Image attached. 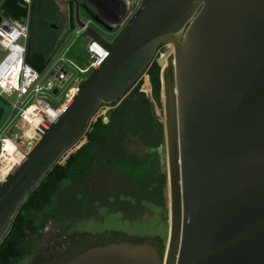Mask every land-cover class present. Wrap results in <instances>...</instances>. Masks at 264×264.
<instances>
[{
  "label": "water",
  "instance_id": "1",
  "mask_svg": "<svg viewBox=\"0 0 264 264\" xmlns=\"http://www.w3.org/2000/svg\"><path fill=\"white\" fill-rule=\"evenodd\" d=\"M79 9L76 2L75 21L84 26ZM87 33L110 56L80 82L61 118L0 185V244L102 105L124 100L158 48L172 44L167 254L150 242L125 240L65 264H264V0H141L112 41L94 27ZM4 112L0 106V121Z\"/></svg>",
  "mask_w": 264,
  "mask_h": 264
},
{
  "label": "trees",
  "instance_id": "2",
  "mask_svg": "<svg viewBox=\"0 0 264 264\" xmlns=\"http://www.w3.org/2000/svg\"><path fill=\"white\" fill-rule=\"evenodd\" d=\"M53 8L38 13V20L32 21L39 50H35L32 43L28 45L26 60L40 71L53 58L51 54L47 55V51L55 52L65 38H61L60 29L51 27V24L57 23L51 18ZM0 12L19 21H25L28 16V9L21 0H0ZM91 14L94 15L93 12ZM46 18L50 22H44ZM149 72L154 99L162 105L160 67L154 63ZM137 84L122 105L112 112L110 123L106 125L98 119L85 134L87 143L74 151L65 165L56 164L23 203L10 231L0 244V264H11L21 256L23 230H35L28 216L48 208L53 199L59 196L64 183L68 184L65 200L69 213L78 211L82 212L81 215L90 216L79 208L83 202L86 203L84 210L97 203L102 208L110 209L121 202L126 207L124 210H141L133 215L135 219L144 215L145 203L167 208L168 171L164 126L153 113V103L146 94L140 92ZM130 136L142 141L147 149L145 157L128 154L125 143ZM111 183L113 187H109ZM77 197L81 198V205ZM88 203L91 205L88 206ZM104 236L98 235L95 239L99 241Z\"/></svg>",
  "mask_w": 264,
  "mask_h": 264
},
{
  "label": "rangeland",
  "instance_id": "3",
  "mask_svg": "<svg viewBox=\"0 0 264 264\" xmlns=\"http://www.w3.org/2000/svg\"><path fill=\"white\" fill-rule=\"evenodd\" d=\"M76 2L80 5V19L85 22L90 19L94 20V16L84 6H90V2H85L84 0H76ZM76 2L73 4L74 21L76 20ZM67 3L69 2L66 0H34L31 8H27L31 20V36L29 45L32 43L35 50H39V41L37 39L36 32L34 33L32 21L38 20V13L48 11L55 5L59 8L60 12L58 15L60 17L56 14L55 16L51 15V18H55L57 20V25L61 28H64L65 21L72 17L70 6L68 7ZM94 9L95 11H93L96 14L97 9ZM92 27H94L96 30L98 29V27L94 24H92ZM102 33L103 36L109 41H112L115 37V35L111 33ZM67 37L69 39L72 37V30L65 34V39ZM81 45V42L77 43L74 46L72 52L69 54V57L80 66H84L87 62V58ZM47 52H49L47 55H50L51 51ZM6 55L7 51L3 48H0V63L3 61ZM56 55H58V53ZM160 61L163 62L161 63V66L159 65ZM174 61V46L172 44L161 45L156 52L153 64L157 63L161 71L160 81L161 87L163 88H161L162 105L156 103L153 96V87L149 72L150 68L145 72V74H143L137 84V86H140V92L146 94L148 99L153 103V113L164 126V152L167 159L168 171V191L166 202L167 208L164 209L154 204L145 203L143 208L144 215H142V217L139 219H135L133 215L141 212V210H124L126 207L121 202L118 206L114 203L115 205L113 204L114 206L112 208L110 207V209L102 208L99 203L96 204L97 208L96 206H92L88 203V206H91L86 210H84L86 208V203L83 202V205L79 208L83 210V213L84 211L89 213L90 216L81 215L82 212L79 213L78 211H72L69 213L67 211V202L65 200L68 184L64 183L60 188L59 196L53 199L52 204L48 208H46L43 212L33 213L28 216V219L32 220L35 230L31 231L27 228L23 230L24 240L22 241L21 256L17 260H14L11 264H63L69 259L67 254L72 248H74L76 240H83L89 236L96 237L97 235L105 236L101 239L102 241H98L96 239L95 241L93 240L94 243L89 246V249L106 244L122 242L125 240H133L136 242H150L153 245L162 248L165 251V255L167 254V250L171 241L172 217L169 183V145L167 130L168 108L166 79L167 75L169 74L171 76L172 83L175 85ZM90 74L91 73L81 75L80 77L82 79H86ZM13 100L14 98L11 97L10 101L12 102ZM124 100L108 105L103 104L95 117L92 119L89 128L94 123H96L98 119H101L104 124L108 125L111 121L112 112L118 109ZM62 101L63 98H60L59 102H57L58 105L62 103ZM0 106L5 109L6 114L10 112V104L5 102L2 98H0ZM86 143L87 137L85 135L78 143L77 147L65 153L58 163L65 165L66 160L70 157V155ZM125 145V147L128 149V154L130 155L139 156L141 158L147 155V149L143 145L142 141H140L136 136H130ZM112 184L113 183L109 184V187H113L111 186ZM77 199L79 200V205H81V198L77 197ZM113 210L115 211L112 212ZM23 214H25V212H23Z\"/></svg>",
  "mask_w": 264,
  "mask_h": 264
},
{
  "label": "built area",
  "instance_id": "4",
  "mask_svg": "<svg viewBox=\"0 0 264 264\" xmlns=\"http://www.w3.org/2000/svg\"><path fill=\"white\" fill-rule=\"evenodd\" d=\"M21 1L26 8H31L33 0ZM66 1L70 3L67 5L72 14V25L67 31L72 30L71 40L64 38L58 55L41 71L26 60L31 34L30 14L25 21H19L0 13V48L7 51L0 63V98L10 104V112H4L0 121V185L26 161L42 139L43 130L61 118L79 90L83 80L80 76L100 68L110 56V52L87 33L94 20L83 21L84 26L77 25L73 17L76 0ZM88 1L92 6L99 5L100 9L95 7L97 16L114 27V34L141 9V0ZM80 42L87 58L84 66L69 57ZM11 97L14 98L12 102ZM60 98L63 101L58 105Z\"/></svg>",
  "mask_w": 264,
  "mask_h": 264
},
{
  "label": "flooded vegetation",
  "instance_id": "5",
  "mask_svg": "<svg viewBox=\"0 0 264 264\" xmlns=\"http://www.w3.org/2000/svg\"><path fill=\"white\" fill-rule=\"evenodd\" d=\"M85 7H86V9L90 12H93L94 13V11H93V9L90 7V6H87V5H84ZM59 9H58V7H56L55 5H54V10H53V15L55 16L56 14L58 15L59 14ZM90 12V13H91ZM59 16V15H58ZM93 16H95L97 19H98V17H97V14H95L94 13V15ZM60 17V16H59ZM37 19H38V17H37ZM60 19V18H59ZM53 20H55V22H57V20L55 19V18H53ZM44 21L45 22H50V20L49 19H44ZM52 25H57V23L56 24H51V27H52ZM72 25V19L70 18V19H67L66 21H65V27L64 28H61L60 26H58L57 25V28L56 29H60V31H61V38L63 37V36H65V34L67 33V31H68V28L70 27ZM94 25L95 26H97L98 27V29H97V32H99V34L101 35V36H103V33L102 32H107V33H114V27L113 26H111V25H109V24H107V23H105L103 20L102 21H100V23L99 22H94ZM110 29H113V31H110ZM102 31V32H101ZM104 37V36H103ZM105 38V37H104ZM169 78L171 79V76L168 74L167 75V79H166V85H167V94H168V80H169ZM172 81V80H171ZM163 89V88H162ZM96 237H98V235L96 236ZM93 240L95 241V237H91V236H89V237H86V238H84L83 240H76V242H75V244H74V248H72L69 252H68V254H67V257L69 258L67 261H65L63 264H65L66 262H68V261H70V260H72V259H74V258H76V257H78L81 253H83V252H85V251H87V250H89V246L91 245V244H93L94 242H93ZM91 242V243H90ZM160 250H163L162 248H160V247H158Z\"/></svg>",
  "mask_w": 264,
  "mask_h": 264
},
{
  "label": "crops",
  "instance_id": "6",
  "mask_svg": "<svg viewBox=\"0 0 264 264\" xmlns=\"http://www.w3.org/2000/svg\"><path fill=\"white\" fill-rule=\"evenodd\" d=\"M34 1V0H33ZM85 2L87 1L88 2V0H84ZM85 2H84V4H85ZM91 4V3H90ZM92 5V4H91ZM90 5V7L95 11V7L97 8V9H100L99 8V5H96V4H94L93 6H91ZM59 9V8H58ZM1 13V12H0ZM96 14H97V11H96ZM54 29V28H53ZM30 36H31V34H30ZM30 40V39H29ZM29 45V44H28ZM58 51H59V46L56 48V50H55V52H53V53H50L53 57L58 53Z\"/></svg>",
  "mask_w": 264,
  "mask_h": 264
}]
</instances>
